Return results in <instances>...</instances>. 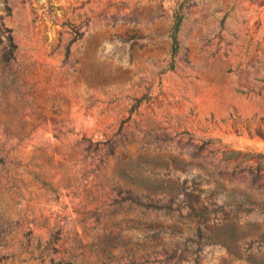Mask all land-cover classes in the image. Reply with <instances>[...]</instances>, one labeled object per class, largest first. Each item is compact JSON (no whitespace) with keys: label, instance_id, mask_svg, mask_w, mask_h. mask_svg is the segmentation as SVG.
I'll return each mask as SVG.
<instances>
[{"label":"rangeland","instance_id":"374dc122","mask_svg":"<svg viewBox=\"0 0 264 264\" xmlns=\"http://www.w3.org/2000/svg\"><path fill=\"white\" fill-rule=\"evenodd\" d=\"M152 226L264 264V0H0V264H141Z\"/></svg>","mask_w":264,"mask_h":264},{"label":"trees","instance_id":"16d2710c","mask_svg":"<svg viewBox=\"0 0 264 264\" xmlns=\"http://www.w3.org/2000/svg\"><path fill=\"white\" fill-rule=\"evenodd\" d=\"M181 20L179 19L173 29V43L175 46L178 44L177 33L179 31ZM4 53L2 55V60L7 63H11L16 59L17 46L13 41L12 36L7 39L6 47L4 48ZM148 234H151L149 239L153 241V245L149 250H145V254H151L153 259L151 261H142L141 264H181L183 261L190 260L193 255L197 257L194 259L196 264H200L202 250L201 246L198 249H191L187 244H181L177 242L171 247L163 241V236L167 233L166 229L162 227L152 226L148 229ZM150 251V253H148ZM150 256V255H148ZM141 258V257H140ZM144 258L142 257L141 260ZM64 264V263H61ZM72 264V263H67Z\"/></svg>","mask_w":264,"mask_h":264}]
</instances>
